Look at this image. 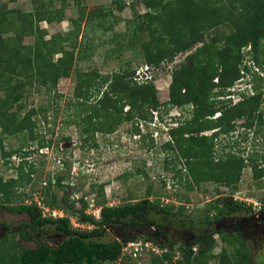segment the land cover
I'll return each instance as SVG.
<instances>
[{
	"label": "trees",
	"instance_id": "trees-1",
	"mask_svg": "<svg viewBox=\"0 0 264 264\" xmlns=\"http://www.w3.org/2000/svg\"><path fill=\"white\" fill-rule=\"evenodd\" d=\"M34 1V9L24 11L8 9L0 0L2 134H21L24 146L28 147L30 142L36 143L37 150L50 147L53 143L59 148L61 142L70 141L71 133L59 135L56 138L58 140L54 141V138H47L38 129L40 119H44L46 125L50 123V109L54 116L59 113L58 101L53 103L49 97L44 104L37 106L30 105L29 99L33 89L42 88L50 92V96L55 88V95L59 96L57 83L75 71L78 78L76 99L67 100L66 105L75 103L76 114L73 117H80L83 123L74 146L81 149L96 148L97 133H113L125 122H132L131 133L142 134L147 143L151 141L155 144L154 133L143 132L140 121L156 122L153 116L155 110L164 107L168 112L170 108L177 107L181 110V114L174 117L177 125L168 128L169 138L163 144L164 149L168 150L164 158L165 167L174 171L176 182L182 184L185 179L184 186L187 189H194L207 181L223 183L235 189L238 187L246 165L245 159L233 152L217 158L214 142L218 135L233 131L239 119H245L242 125L249 128L259 127L255 120L264 123V112L259 110L264 103V76L259 73L258 81H253L251 93H248V88L239 92L241 99L238 102L233 103L232 98L235 86L252 71L249 58L257 64L264 63V0H229L218 6L210 4L213 0H133L142 2L149 9L148 17L146 15L148 19L137 25L140 32L149 30L152 36L144 46L147 63L159 66L164 60L172 61L178 53L200 44L174 71L170 99L165 102L160 101L156 85L148 77L143 82L133 80L135 70L104 76L97 70L87 71L86 67L80 65L95 51L91 42L94 38H88L87 41L85 33V38L79 40L81 32L89 24L94 28L100 27L105 20L103 18L113 15L112 9L100 8L96 13L88 12L87 16L83 10L78 18L72 19L75 26L73 30L67 34L57 32L45 38L48 32L40 26V22H61L66 5L62 9H55L54 0ZM63 1L68 4L67 0ZM75 1L80 4V0ZM114 5L123 10L127 2L114 0ZM97 18L98 22H93ZM226 22L230 23L232 30L223 36L215 34L209 41L207 32ZM107 29L111 30L112 26ZM30 35L36 36L34 44L23 46V39ZM55 54L61 55L55 59ZM126 106L129 107L125 110ZM217 113L219 115L215 116ZM55 121L56 117L51 123ZM214 129L212 134L206 133ZM32 150L26 149L25 153L30 154ZM12 153L4 152V157H10ZM182 159L185 169L183 166L178 168ZM250 159L253 177L263 178L264 166ZM24 161L27 163L28 160L20 163L17 178L4 180L0 177V207L29 216L30 220L23 223L20 237L35 241V246L24 247L16 240L9 246L0 247V264H135L144 259H147L143 261L144 264H195V259H198L199 264H207V255H210L216 242L215 234L230 246L235 245V239L240 241L234 251L239 256L231 254L228 247L223 246L219 264H252L247 243L237 236L234 238L235 235L228 231H214L202 241L194 239L189 243L182 239H171L174 235L169 227L176 230L180 226L178 224L182 223L190 231L200 233L212 221V215L205 209H199L196 215H184L185 205L177 208L174 203L163 202L160 197L151 198V182L147 184L146 196L133 202L110 204L105 186L94 183H91L88 191L75 198L76 192L83 190L87 177H79L76 182H72L71 178L77 176L72 170L73 162L66 158L60 159V169L48 181H44L40 201L51 209L56 207L77 216L81 223H88L92 228L75 227L69 215L58 218L44 216L43 208L35 201L24 200L9 205L14 199H23V194H18V186L23 182L31 183L32 175L37 172L34 164L24 165ZM76 185L81 186L78 188ZM94 192L97 193L94 203L101 206L100 219L86 212L92 202L85 197L87 193ZM163 193L170 196L166 191ZM184 198L189 201L188 196ZM260 199L264 206V195ZM218 201L217 205L223 204L219 208L221 214L229 210L251 211V205L246 206L232 196ZM123 223L127 225L124 224L126 231L122 238L116 237L109 241L102 239L106 229ZM150 226L156 228L155 232H140L143 227ZM51 228L53 233L61 237L55 245L47 238L41 240L38 237L50 235ZM162 234H166L167 239ZM130 241H142L143 250L138 251L137 255L124 251ZM178 243H181L183 256L182 259L174 260L172 251ZM195 245H198V249L193 251ZM154 247L164 249V253L154 251Z\"/></svg>",
	"mask_w": 264,
	"mask_h": 264
},
{
	"label": "rangeland",
	"instance_id": "rangeland-1",
	"mask_svg": "<svg viewBox=\"0 0 264 264\" xmlns=\"http://www.w3.org/2000/svg\"><path fill=\"white\" fill-rule=\"evenodd\" d=\"M125 1L127 2V6L121 10L114 5V0H80V4H77L75 0H67L68 4H65L63 0H54L53 7L55 9H62L63 5H66L64 19L61 22L54 21L51 23L42 21L40 22V26L48 32L45 38H49L57 32L67 34L75 28L72 19L78 18L83 10V14L87 16L88 12L94 11L96 13L100 8H105V10L112 9L113 15L110 14L108 17L103 18L105 20L100 27L94 28L89 24L81 32L79 40L85 38L83 36L85 33L87 34V41H89L88 38L90 40H92V37L94 38L91 42L94 45L95 51L92 56L89 55L80 65L86 67L85 70L87 71L97 70L104 76H111L118 71L128 72L135 70L133 80L143 82L148 77L156 85L160 101L165 102L170 99V88L174 71L182 66L185 58L194 52L200 44H196L186 52L178 53L172 61L164 60L159 66H153L147 63L144 59V46L145 42L151 40L152 36L149 30L140 32L137 25L142 20L148 19L146 15L149 9L142 2L136 3L133 0ZM228 1L213 0L210 4H216L218 6L223 2L228 3ZM1 2L6 4L8 9L18 8L24 11H31L35 6L34 0H1ZM81 7L83 8L80 10ZM84 21L81 24L85 27ZM93 22H98V18ZM110 26H112V29L108 30L107 28ZM231 30L232 26L230 23H223L210 32H207V39L210 41L213 35L218 34L223 36ZM136 31L138 33L134 34ZM35 37L34 35L26 36L22 42L23 46L33 45L36 40ZM88 52L90 51L88 50ZM60 55L55 54L54 58L57 59ZM248 62L251 64L252 71L235 86L232 96L233 103L241 99L239 92L248 88V93H251L253 81H258L259 73L261 76H264V63L257 64L251 58H249ZM77 82L78 78L74 71L70 77L62 78L57 83L59 96L55 95V88L51 91L52 96L49 95L50 92L47 93L42 88V90L33 89L31 98L29 99L30 105L34 104L37 106L44 104L45 100L49 97L52 98L53 103L58 101L60 107L59 113L54 116L52 109L49 110V114H51L49 117L50 123L56 117L55 123L52 122L46 125V121L40 119L38 129L42 130L47 138H54V141L58 140L56 138H59V135L71 133L72 139L70 141L61 142L59 148L53 143L50 147L37 150L36 143L30 142L28 147L24 146L25 143L23 144L24 141L21 140V134H2L0 131V177H3L4 180L17 178L20 169L19 165L22 163V160H28L27 163L34 164L37 169V172L32 175L31 183L23 182L24 184L19 185L17 188L19 191L18 194H23V199H14L8 203L9 205H14L16 202L20 203L24 200V202H37L36 200H41V194L44 191V181H48L49 177L57 169H60L62 165L60 159L66 158L73 162L72 170L74 171V175L77 176L76 178H71L72 182H76L79 177H87L83 190L76 192L74 195L75 198L80 197L85 191H88L91 183H94L105 186V193L110 204H122L126 201L133 202L146 196L147 184L151 182L153 187V195L151 198L160 197L162 201L164 200L163 202L174 203L177 208L185 205L184 215H193L199 209H205L209 210L212 216H216L218 215L219 208L223 206V204L217 205L220 202L218 200L230 196L235 200L244 202L246 206L251 205V211L249 212L254 213L260 208H264L260 199L264 195V177L261 179L253 177L250 163V158H252L260 166H264V123H258V120H255V124L259 125V127L249 128L242 125L245 119H241V121L239 119L235 122V129L233 131L227 133V135L220 134L215 139V156L217 158H221L222 156L226 157L227 152H233L237 156L245 159L246 165L243 168L242 176L236 189L223 183L217 184L211 181L204 182L194 189H187L184 186L185 179L181 176L183 179L182 184L177 183L174 178V171L169 167H165L164 164V158L168 154V150L164 149L163 146L164 142L169 138L166 132H168V128L177 125V121L173 116L181 114L179 108L172 107L166 112L164 107H162L153 112L156 122L151 123L149 120L148 122L145 120L140 121L143 132L150 131L151 134L152 132L154 133L155 144L150 143L151 141L147 143L142 134L131 133L132 122H125L113 133H97L96 139L98 140V147L81 149L80 147L74 146V144L77 143L80 137L79 132L80 125L83 123L82 119L80 117H73L76 114L75 103L66 105L67 100L76 99L75 87ZM27 93L29 94V92ZM128 107L126 106L125 110ZM259 110L264 112V103L261 104ZM185 111L188 110L186 109ZM218 115L219 113L215 116ZM72 119L74 121H71ZM214 131L215 129L209 130L206 133L210 135ZM26 149H33V152L26 154ZM11 151L13 153L10 157H4V152ZM183 159L178 168L183 166L185 169ZM27 163L24 161L23 164L25 165ZM173 180H175V183ZM34 183L35 185H33ZM260 185L263 187H260ZM76 186L80 188L81 185ZM165 191L170 196L164 195L163 192ZM96 194V192L87 193L85 198L90 202H95ZM184 196H188L189 201H185ZM89 209L91 214L97 211L96 208ZM93 216L96 219H100V215L95 214ZM73 217L72 223L75 226L83 229L93 227L88 223H81L77 216L73 215ZM29 220V216L25 213L18 214L0 207V226L3 227V229H0V247L9 246L16 240H19V244L24 247L35 246V241H27L20 237V231L24 226L23 223ZM178 225L176 226L181 230H185L187 227L182 223ZM120 226L117 227L122 229ZM124 235L121 230H116L115 228L106 229V234L102 239L109 241L116 237L122 238ZM180 235L184 234H178L177 239H181ZM38 237L41 240H46L45 238H47L53 243H56L58 239V236L53 233V228L50 229V235H39ZM214 238L216 242L210 251V255H207L209 258L207 264H219L218 261L223 246L228 247L231 254L239 256L238 253L234 252L236 246L240 245L239 240H234L236 246H230L218 234H215ZM175 246L176 249L174 248L172 251L173 258L180 256L182 259L183 255L179 252L181 243ZM7 253L9 254V252ZM144 260L146 261L147 259ZM144 260H138L135 264H144ZM260 261V258H258V262ZM195 264H199L198 259H195Z\"/></svg>",
	"mask_w": 264,
	"mask_h": 264
},
{
	"label": "flooded vegetation",
	"instance_id": "flooded-vegetation-1",
	"mask_svg": "<svg viewBox=\"0 0 264 264\" xmlns=\"http://www.w3.org/2000/svg\"><path fill=\"white\" fill-rule=\"evenodd\" d=\"M246 212V213H245ZM212 221L206 224L205 229L200 231V233H195L190 231L188 227L185 230H181L180 228L169 227V231L173 233L171 239L178 238V234L180 238L187 243L191 242L194 239H199L200 241L204 240L206 236L214 231H228V233H232L235 236L241 238L250 250L251 255V263L252 264H263L264 263V209L260 208L257 212H249L248 210H229L228 212L221 214L218 211V215L212 216ZM124 224H121V228L119 229L117 226H113L112 228L116 230H121L123 234H125L126 229L124 228ZM127 225V224H125ZM0 229L3 227L0 226ZM154 226L143 227L140 232H155ZM175 231V232H174ZM157 232H159L157 230ZM162 237L167 239L166 234H162ZM58 241V240H57ZM258 258H260V262H258Z\"/></svg>",
	"mask_w": 264,
	"mask_h": 264
},
{
	"label": "clouds",
	"instance_id": "clouds-1",
	"mask_svg": "<svg viewBox=\"0 0 264 264\" xmlns=\"http://www.w3.org/2000/svg\"><path fill=\"white\" fill-rule=\"evenodd\" d=\"M173 117H175V116H173ZM241 121V120H240ZM167 130V129H166ZM168 132H166V134H168L169 133V130H167ZM41 149H43V148H41ZM39 202H41L40 200H37V203L39 204ZM42 208H43V215L44 216H46V215H50V216H53V217H55V218H58V217H64V216H70V219H71V223H72V220H73V215H70L69 213H67L66 211H64L63 209H59V208H53V209H51L50 208V206H46V205H43V203L41 202V205H40ZM46 208H49L50 209V211L48 212V211H46ZM89 208H96V209H99V214L98 213H93V214H91V212H90V209ZM53 210H59V211H62L63 212V215H58V216H54L53 214H51L52 213V211ZM86 212L88 213V214H91V215H95V214H97L98 216L100 215L101 216V206H96L95 205V203H94V201L91 203V205H89L88 207H87V209H86ZM72 225H74L73 223H72ZM75 226V225H74ZM75 227H77V226H75ZM110 229H112V228H110ZM57 236H58V239L57 240H59L61 237L58 235V234H56ZM49 242H50V240H49ZM52 245H55V244H57L58 243V241L56 242V243H53V242H50ZM175 249H176V246H175ZM198 249V245H195L194 247H193V251H196ZM179 252H181L182 253V250L180 249L179 250ZM159 253H161V254H163L164 253V249H160V251H159ZM182 255H183V253H182ZM180 256H175L173 259L174 260H179L178 258H179ZM180 259H181V257H180ZM165 264H170V263H165Z\"/></svg>",
	"mask_w": 264,
	"mask_h": 264
},
{
	"label": "built area",
	"instance_id": "built-area-1",
	"mask_svg": "<svg viewBox=\"0 0 264 264\" xmlns=\"http://www.w3.org/2000/svg\"><path fill=\"white\" fill-rule=\"evenodd\" d=\"M39 205H41V202H39ZM96 210L97 211L96 212L94 211L93 213H98L99 214V212H100L99 209H96ZM46 211L49 212L50 209L46 208ZM51 214H53L54 216H58V215H63V212L59 211V210H53ZM146 245L149 246L148 243ZM140 250H143L142 241H130L124 247V251L129 252V253H133L134 255H137L138 254L137 252L140 251ZM154 251L159 252L160 249L157 248V247H154Z\"/></svg>",
	"mask_w": 264,
	"mask_h": 264
}]
</instances>
